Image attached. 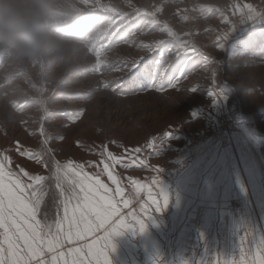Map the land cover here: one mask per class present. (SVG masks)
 Returning <instances> with one entry per match:
<instances>
[{"label": "rangeland", "instance_id": "obj_1", "mask_svg": "<svg viewBox=\"0 0 264 264\" xmlns=\"http://www.w3.org/2000/svg\"><path fill=\"white\" fill-rule=\"evenodd\" d=\"M41 2L54 47L23 58L0 47V153L9 158L6 167L50 177L54 158L84 164L93 174L103 169L96 153L105 146L122 156L156 138L149 156L141 154L144 170L114 171L129 195L125 177L146 186L135 198L140 203L159 180L167 205L149 213L143 232L130 227L111 238L110 264H213L216 258L238 264L241 246L245 255L254 253L264 238V0ZM137 11V26L103 51L100 73L92 72L95 53L121 15L130 20ZM152 20L157 23L145 28ZM230 31L218 50L217 40ZM158 41L167 47L151 55L180 77L176 87L157 91L150 80L130 87L125 66L148 58ZM177 42L201 55H187L173 47ZM192 87L197 89L189 92ZM77 112L76 123L65 116ZM17 144L19 151L43 155L48 168L19 155ZM89 161L97 167L88 168ZM45 189L38 218L54 222L55 182L47 180Z\"/></svg>", "mask_w": 264, "mask_h": 264}, {"label": "snow or ice", "instance_id": "obj_2", "mask_svg": "<svg viewBox=\"0 0 264 264\" xmlns=\"http://www.w3.org/2000/svg\"><path fill=\"white\" fill-rule=\"evenodd\" d=\"M140 15L137 11L130 20L127 19V14L121 15L108 43L95 53L96 62L91 67L92 72L100 73L104 65L103 51L112 43L126 39V34L139 23L137 18ZM156 23L152 20L151 24H145L144 27L148 28ZM222 23L227 21L222 20ZM162 30L176 39L166 26ZM231 32L217 40L218 50L222 47L221 41L227 40ZM164 47H167L165 42L158 41L149 47L148 58L141 57L130 66H125L130 87H143L145 80H150L151 87L157 91L176 87L180 77L174 76L170 68L163 66L159 59H154L151 55L153 51H163ZM173 47L184 49L189 56L201 55L195 49L188 53L184 45L178 42ZM180 71L183 72L184 69ZM103 87L108 88L109 84L103 83ZM196 89L192 87L188 91ZM213 94L212 91L209 92V95ZM81 115L82 112L65 113L71 123H76ZM41 133L43 134V129ZM155 144L156 138L149 139L140 147L125 149L122 156L113 155L105 146L103 152L96 153L101 157L99 164L103 165V169H98L93 174L85 170L84 164L72 161L60 164L53 158L50 177L30 176L23 169L18 175L6 167V163H10L8 156L0 153V264H110L108 253L112 247L111 238L130 227L143 232L144 220L149 213L152 210L159 211L162 204L167 205V194L159 188V180L153 179L152 184L147 187L148 199L140 203L135 198L146 190V186L138 179L125 177L131 189L129 195L114 171L117 167L126 171L144 170L147 162L141 154L146 150L149 156ZM19 149L20 145L17 144L19 155L25 159H34L37 164L48 168L49 162L43 155ZM87 167L96 168L97 165L89 161ZM151 170L159 172L158 168ZM21 176L26 177L30 183L26 184ZM102 176H106L109 183H104L100 178ZM49 179L55 182L59 197L54 222H48L46 217L43 221L38 218L41 204L47 195L45 182ZM152 186H157L155 191L158 196L152 195ZM134 203L138 204V211L132 210ZM246 242L241 240V245ZM240 253L238 264H264V238L256 245L254 253L249 249L245 255L242 246ZM153 264H157V260ZM213 264H237V261L216 258Z\"/></svg>", "mask_w": 264, "mask_h": 264}, {"label": "clouds", "instance_id": "obj_3", "mask_svg": "<svg viewBox=\"0 0 264 264\" xmlns=\"http://www.w3.org/2000/svg\"><path fill=\"white\" fill-rule=\"evenodd\" d=\"M44 8L41 0H0V47L17 58L52 49L56 40L42 23Z\"/></svg>", "mask_w": 264, "mask_h": 264}, {"label": "bare ground", "instance_id": "obj_4", "mask_svg": "<svg viewBox=\"0 0 264 264\" xmlns=\"http://www.w3.org/2000/svg\"><path fill=\"white\" fill-rule=\"evenodd\" d=\"M170 49H171V48H170ZM174 49H175V48H174ZM232 87H233V89L235 88V86H233V85H232Z\"/></svg>", "mask_w": 264, "mask_h": 264}]
</instances>
